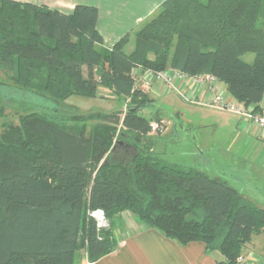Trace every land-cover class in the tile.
<instances>
[{"label": "trees", "instance_id": "obj_1", "mask_svg": "<svg viewBox=\"0 0 264 264\" xmlns=\"http://www.w3.org/2000/svg\"><path fill=\"white\" fill-rule=\"evenodd\" d=\"M157 12L133 32L128 53L131 33L104 46L96 7L65 14L0 0L1 84L54 105L53 114L71 97L97 98L99 88L127 101L120 111L60 121L27 108L4 128L0 264H81V252L95 263L117 249L114 219L124 212L180 246L203 243L216 264H248L249 245L264 232V208L223 178L154 154L152 124L159 135L166 126L143 116L156 99L135 88L133 71L210 74L235 101L259 109L264 0H165ZM247 53L253 63L243 60ZM121 141L134 149L129 161L114 158ZM99 210L110 222L101 231L90 215Z\"/></svg>", "mask_w": 264, "mask_h": 264}, {"label": "rangeland", "instance_id": "obj_2", "mask_svg": "<svg viewBox=\"0 0 264 264\" xmlns=\"http://www.w3.org/2000/svg\"><path fill=\"white\" fill-rule=\"evenodd\" d=\"M128 49L129 46L126 51ZM254 59L253 53L243 56L247 63H253ZM3 79L4 74L0 72V81L7 82ZM1 82L0 106L4 109L0 111V134L7 125L17 124L18 117L26 113L27 108L40 114L54 115L60 121L61 118L88 117L95 112L120 111L126 108L127 103L109 90L99 88L97 98L71 97L53 114L54 105L41 103L43 99L39 101L34 95ZM142 114L149 120L159 116L166 125L162 134L155 132L151 135L156 156L168 163L196 168L209 176H219L254 205L264 208V142L255 136L253 129L240 130L238 115L189 104L175 93L156 99V104L147 107ZM93 124L92 121L87 122L88 127ZM67 125L72 126V123ZM121 143L113 152L114 158L118 155L126 161L131 160L134 149L127 147L124 141ZM114 220V232L119 227L127 229L119 218ZM262 249L264 232L253 238L246 256L262 258L259 252ZM81 256L82 253H78L79 261Z\"/></svg>", "mask_w": 264, "mask_h": 264}, {"label": "crops", "instance_id": "obj_3", "mask_svg": "<svg viewBox=\"0 0 264 264\" xmlns=\"http://www.w3.org/2000/svg\"><path fill=\"white\" fill-rule=\"evenodd\" d=\"M14 1L46 6L65 14H71L77 5L96 7L99 11L97 29L103 37L104 46L112 48L121 38L131 33L130 42L127 45L129 49L126 51L129 53L134 47L133 32L151 19L165 0ZM169 94L171 93L167 95ZM164 95L166 94L163 93L160 98ZM261 105L264 106V98ZM239 126L240 130L243 131L253 129L255 136L261 142H264V140L258 137V132L254 127L248 126L242 120ZM121 145L122 143L120 142L119 146ZM211 177L219 176L212 175ZM117 218L122 221V225L125 228H129L125 230L119 227L118 231L114 232V236L118 241L117 249L95 263H88L86 254L81 252V264H216L215 258L218 256L207 255L206 247L203 243L194 242L187 246H180L176 242L166 238L159 231L144 227L129 212H124L115 219ZM259 252L262 258H258L256 255L246 256L248 264H264V249Z\"/></svg>", "mask_w": 264, "mask_h": 264}, {"label": "built area", "instance_id": "obj_4", "mask_svg": "<svg viewBox=\"0 0 264 264\" xmlns=\"http://www.w3.org/2000/svg\"><path fill=\"white\" fill-rule=\"evenodd\" d=\"M133 77L135 88L154 99L160 98L163 93H175L189 104L234 113L248 126L254 127L258 137L264 140V106L260 104L257 109L255 105L235 101L227 85L213 75L191 76L172 69L159 73L136 69L133 71ZM162 125L166 126L163 121ZM157 128L158 124L153 123L151 134L155 133ZM90 215L95 219L98 231L110 227L103 211H95ZM239 260L244 261L242 258Z\"/></svg>", "mask_w": 264, "mask_h": 264}]
</instances>
